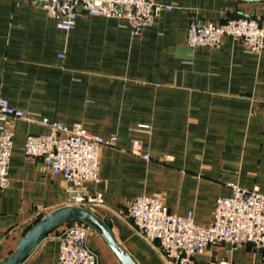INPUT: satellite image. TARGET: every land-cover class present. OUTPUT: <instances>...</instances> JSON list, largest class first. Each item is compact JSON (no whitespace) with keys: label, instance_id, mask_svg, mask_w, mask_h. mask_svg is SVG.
<instances>
[{"label":"crops","instance_id":"0c3cea01","mask_svg":"<svg viewBox=\"0 0 264 264\" xmlns=\"http://www.w3.org/2000/svg\"><path fill=\"white\" fill-rule=\"evenodd\" d=\"M154 1L172 8L134 34L125 20L100 16H78L63 32L31 1L0 0V98L25 114L6 124L13 143L8 188L0 190V262L36 220L74 206L62 177L23 153L27 135L47 132L43 120L116 137L100 150L99 182L86 185L104 199L89 210L136 264H168L127 215L136 197L159 198L168 213H192L195 225L208 227L232 185L264 194V49L251 52L232 37L218 48L185 42L191 20L253 17L264 31V0ZM135 140L148 160L130 152ZM58 234L20 264H59ZM87 247L98 264H120L90 228ZM223 260L261 264V255L223 243L191 264Z\"/></svg>","mask_w":264,"mask_h":264},{"label":"built area","instance_id":"2783aa9c","mask_svg":"<svg viewBox=\"0 0 264 264\" xmlns=\"http://www.w3.org/2000/svg\"><path fill=\"white\" fill-rule=\"evenodd\" d=\"M15 2L21 0H13ZM54 20L57 29L70 32L78 16L105 17L125 20L134 34L152 24L169 5L154 0H29ZM223 37H232L251 52L264 49V31L253 17L228 19L222 24L191 20L186 32V46L218 48ZM62 58V56H60ZM25 119V114L0 98V190L8 188V166L13 143V131L7 122ZM47 132L27 135L23 153L40 163L53 175L61 176L69 185L70 202L89 210L103 205V196L91 195L86 185L99 182L100 150L114 147L116 137L105 139L92 135L80 125L67 127L59 122L43 120ZM130 152L144 160L140 141H133ZM232 196L215 201L213 219L208 227L193 222L192 213L177 216L168 213L159 198L139 196L127 208V215L137 233L158 243L168 264H191L208 247L223 243L231 247L251 245L261 255L264 264V194L257 189L245 190L231 186ZM90 211V210H89ZM59 264H98L97 256L87 247L89 228L72 222L58 228ZM218 264H231L227 260Z\"/></svg>","mask_w":264,"mask_h":264},{"label":"water","instance_id":"95a60500","mask_svg":"<svg viewBox=\"0 0 264 264\" xmlns=\"http://www.w3.org/2000/svg\"><path fill=\"white\" fill-rule=\"evenodd\" d=\"M80 223L94 230L120 264H136L118 244L108 226L93 212L76 206L57 209L32 225L17 243L15 251L0 264H20L33 251L42 238L68 223Z\"/></svg>","mask_w":264,"mask_h":264},{"label":"trees","instance_id":"16d2710c","mask_svg":"<svg viewBox=\"0 0 264 264\" xmlns=\"http://www.w3.org/2000/svg\"><path fill=\"white\" fill-rule=\"evenodd\" d=\"M41 219H42V218H41ZM41 219L36 220L35 223L38 222V221L41 220ZM35 223H34V224H35ZM34 224H33V225H34ZM55 231H56V230H55Z\"/></svg>","mask_w":264,"mask_h":264}]
</instances>
